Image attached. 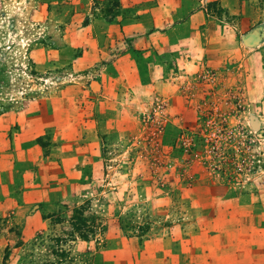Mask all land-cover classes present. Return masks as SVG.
<instances>
[{
    "label": "rangeland",
    "instance_id": "1",
    "mask_svg": "<svg viewBox=\"0 0 264 264\" xmlns=\"http://www.w3.org/2000/svg\"><path fill=\"white\" fill-rule=\"evenodd\" d=\"M61 1L0 0V115L51 96L43 92L53 82L42 79L52 75L36 72L26 54L59 41L58 23L37 14L47 4L48 14L65 15L68 6L50 5ZM215 3L200 1L209 22L171 34L187 44L196 34L195 55L179 54L171 37L172 49L155 57L133 51L137 85L110 88L104 104L102 87L82 80L88 97L75 94L86 100L76 123L85 132L67 182L75 193L0 215V264H203L218 247L238 264L264 256V0ZM254 30L260 44L244 46ZM153 64L162 68L157 84ZM45 133L49 158L60 140ZM75 211L87 241L72 233Z\"/></svg>",
    "mask_w": 264,
    "mask_h": 264
},
{
    "label": "crops",
    "instance_id": "2",
    "mask_svg": "<svg viewBox=\"0 0 264 264\" xmlns=\"http://www.w3.org/2000/svg\"><path fill=\"white\" fill-rule=\"evenodd\" d=\"M200 1L223 5L227 0H62L50 4L60 5L63 9L64 4L68 6L65 15L48 14L47 4L38 6L37 15L58 23L59 41L46 48L34 45L27 51L26 58L39 74L48 72L52 75V78L42 80L54 85H45L48 93L43 94L51 92V96L43 98L44 101H30L18 112L0 115L1 216L24 206H31L34 211L35 204L48 200L51 193H75L74 187L67 182L74 178V166L79 160L74 153L79 150L75 142L79 141L78 135L85 132L77 123L82 116L81 104L86 100L75 96L82 89V80H88L90 88L102 87L100 100L104 104L113 101L105 95L110 88L126 83L134 90L137 85L138 77L130 57L133 51L155 57L158 50L172 49L167 41L171 37L174 43L181 44L173 47L179 54L185 52V58L195 55L197 46L192 39L196 34L190 36L188 44L171 34L178 27L189 26L192 21L205 24L206 20L212 19L199 11ZM184 44L190 46L189 50ZM183 56L178 60L180 68L187 62ZM161 70L159 64L152 65L156 84ZM81 93L84 98L88 97L83 91ZM128 99H131L130 95ZM93 108L91 105L87 110ZM49 128L60 140V145L57 155L46 158L36 140ZM89 159L84 157L82 162ZM14 187L22 193L17 200L10 195L15 193ZM215 251L216 255L202 257L203 264H238L235 256H224L227 254L221 248ZM247 262L264 264V256H247L241 261L242 264ZM180 264H185L182 257Z\"/></svg>",
    "mask_w": 264,
    "mask_h": 264
},
{
    "label": "trees",
    "instance_id": "3",
    "mask_svg": "<svg viewBox=\"0 0 264 264\" xmlns=\"http://www.w3.org/2000/svg\"><path fill=\"white\" fill-rule=\"evenodd\" d=\"M211 4H216L217 3H211ZM133 55H135V53H133ZM80 56V54H79ZM47 136L46 133L44 134V136L42 137H39L37 140H36V144L41 148V150L43 151V154L45 155V157L47 156L46 152H44V150L46 149V141L44 139H47L48 140V136ZM48 145V144H47ZM79 215V217H78ZM82 217L81 214L78 213V211H75V214L74 216L71 218V230H72V233L76 234L77 236H79L82 240L84 241H87L88 239V235L83 233V230H82V220L80 219Z\"/></svg>",
    "mask_w": 264,
    "mask_h": 264
},
{
    "label": "water",
    "instance_id": "4",
    "mask_svg": "<svg viewBox=\"0 0 264 264\" xmlns=\"http://www.w3.org/2000/svg\"><path fill=\"white\" fill-rule=\"evenodd\" d=\"M261 42V35L258 30H254L251 34L247 35L242 39V43L244 46L249 48H255L257 47ZM250 125L253 128V130H259V121L255 117H251Z\"/></svg>",
    "mask_w": 264,
    "mask_h": 264
}]
</instances>
